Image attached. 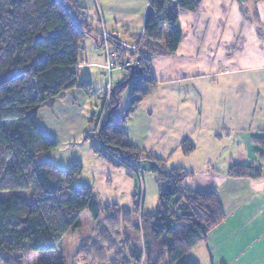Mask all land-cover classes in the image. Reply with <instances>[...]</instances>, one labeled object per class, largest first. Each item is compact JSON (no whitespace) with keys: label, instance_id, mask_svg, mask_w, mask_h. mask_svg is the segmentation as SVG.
Instances as JSON below:
<instances>
[{"label":"trees","instance_id":"trees-1","mask_svg":"<svg viewBox=\"0 0 264 264\" xmlns=\"http://www.w3.org/2000/svg\"><path fill=\"white\" fill-rule=\"evenodd\" d=\"M201 3L150 1L140 56L130 49L123 54L139 65L123 70L124 79L114 86L104 118L92 120L93 133L98 132L95 154L139 179L154 177L159 205L148 214L139 195L132 208H123L101 202L91 187L77 186L84 170L80 164L65 170L39 162L58 146L40 126V110L73 89L92 91L91 82L80 81L78 73L82 46L93 29L80 1L0 0V192L30 190L35 197L32 203L17 195L0 198V264H179L224 223L217 190H192L186 184L192 173L142 151L124 131L128 119L157 88L151 60L178 51L183 38L180 12L196 11ZM127 91L129 106L120 113ZM255 143L263 152L264 137ZM181 151L190 156L195 145L185 140ZM259 160L264 162V154ZM230 176L258 180L263 171L239 165L231 168ZM84 213L96 223L98 239H82L66 260L63 239L81 228Z\"/></svg>","mask_w":264,"mask_h":264},{"label":"crops","instance_id":"crops-1","mask_svg":"<svg viewBox=\"0 0 264 264\" xmlns=\"http://www.w3.org/2000/svg\"><path fill=\"white\" fill-rule=\"evenodd\" d=\"M91 1V12L80 5L96 21L97 36L92 32L93 38L85 40L78 73L81 81L93 85L98 79L105 85L99 15L106 32L130 49L144 35L149 0H142L135 12L111 9L106 0L104 8L99 0ZM179 26L183 38L178 51L151 60L150 73L157 88L128 119L124 131L134 146L164 160L167 166L175 156L181 157L183 163L170 167L192 173L186 181L189 188L217 190L220 195L226 220L184 263L264 264V162H259L263 169L258 163L264 151L255 143L256 138L264 137V1L202 0L198 10L180 12ZM68 94L39 112L40 126L58 146L85 143L92 131L90 124L98 116L95 101L103 97L101 93L91 101V94L80 89ZM129 100L127 91L120 113ZM185 140L195 145L190 156L181 151ZM93 145L80 152L77 164L84 170L76 183L93 188L101 202L123 208H132L139 195L144 212L154 213L159 205L154 177L146 174L139 179L126 167L110 165L94 153ZM56 153L59 147L52 156H43L42 163L58 166L53 158ZM224 159L227 162L222 165ZM68 160L63 154L62 161ZM239 165L258 166L263 177L232 178L231 168Z\"/></svg>","mask_w":264,"mask_h":264},{"label":"rangeland","instance_id":"rangeland-1","mask_svg":"<svg viewBox=\"0 0 264 264\" xmlns=\"http://www.w3.org/2000/svg\"><path fill=\"white\" fill-rule=\"evenodd\" d=\"M79 1H80L81 5L87 9L86 11L91 12V9H92V1L91 0H79ZM99 1H100L101 6L103 7L104 0H99ZM141 1L142 0H106L105 3L107 5L109 4L108 6L109 7L111 6V9H116L118 11H131V10H133L135 12L138 9L139 5L141 4ZM150 1L151 0H149V3H150ZM90 21H93L94 22L93 24H95V26L93 27V31H92L93 34H95V28L98 29V25H97L96 21H94L93 19H91ZM98 23L100 25V30H101V41H100L101 43H99V45L100 46L103 45V33L105 32L108 36H110V39L107 41V46L112 48L113 50L117 49L119 56L121 58H123V54L125 53L124 49H127V48L124 47L123 44H121L118 41V39H116L115 37L109 35L106 32L104 20H103L104 26L100 22H98ZM95 36H97V35L95 34ZM92 38H93V36H91V35L88 36L86 38V42L88 40H91ZM118 44L120 45V47H119ZM134 47H136V50L133 47L130 48V50H132L135 55L140 56L139 54H140L141 50L139 49V45L134 46ZM99 50H100V48H99ZM101 51L102 50H100V52ZM101 54L103 55L102 52H101ZM135 62H137L136 59H135ZM136 65H139V64L136 63ZM128 68H130V67H128ZM128 68H126V69H128ZM123 70H115L113 72L112 76H109V74L104 69L102 80L105 82V85L110 83V79H111L110 77H112V79H111V83L112 84L113 83L116 84L119 81H122V79L124 78V71ZM79 79H80V81L83 80L82 77H80ZM100 81H101V79H100ZM105 85H104V83L100 84L98 79L95 80L93 82V85H92V91L89 93V94H91L89 100L95 101V97H97V95H100L101 93H103V97L106 98L105 92H102L105 89V87H107ZM73 90H75V89H73ZM73 90H71V91H73ZM71 91H68L67 93H65L64 96L66 94H68L69 92H71ZM66 96H69V94L66 95ZM102 98L97 99L95 101V104H96V107H97L96 108V113L98 115L97 116L98 119H99V116L102 115V112L106 111L107 108H108V106H107V108L106 107H104V109L102 108L104 106V100H102ZM106 103H107V101H106ZM108 104L110 105V103H107V105ZM39 122H40V119H39ZM97 122H98V120H97ZM90 125H91V130L92 131L89 133V135H87V139H86L85 143L81 142V143L77 144V146H72V145L57 146V148L55 150H53V151L48 153V154H51V153L57 152V149L59 147V153H56L55 155H53V158L55 160L59 161L58 162L59 163L58 167H60V168L61 167L71 168L73 166V163H75V164L79 163L78 159H80L79 157H81V153L80 152L82 151V148L84 146L89 148L93 144L94 145L98 144V141H97V139L95 137V134L93 133V130H94L96 124L92 126V123H91ZM46 127H48V121H47ZM85 138H86V136H85ZM218 148H220V147H218ZM223 151H226V150L224 149ZM63 154L66 156V158L69 159L68 162H63L62 161ZM51 156H52V154H51ZM225 156H226V154H225ZM43 158H45V156ZM43 158L39 159L40 163H42V160H44ZM83 161L88 163L87 160H83ZM183 162L184 161L181 159V157H176L175 156L172 160H170V166L175 164V163H177V165H179L180 163H183ZM226 162H227L226 159H224L222 161V165H225ZM259 162H260V160L258 161V163ZM219 166H221V165H219ZM259 166H260V168H262L260 163H259ZM199 176H201V174ZM199 176H198V178H199ZM76 185L79 186L77 183H76ZM13 195H17V196L21 197L22 199H24L28 203H32V202L35 201V197H34V195L32 194V192L30 190L0 192V198L1 199H9ZM81 224L82 225H81L80 229H78L76 231L69 232L65 236V238L63 239V243H62V245H63L62 247L63 248L62 249H63V254H64V257H65L66 260H69L74 255V252L78 249V246H79L80 242L82 241V238H90L91 237V239H95V241H96V239H98V235H97L98 231L95 230L96 229V223L93 221V219H92V217L90 216L89 213H84L81 216ZM97 242H98V240H97ZM73 244H74V248L72 246ZM30 257L33 258V259H36L37 255L36 254H33V255L31 254ZM183 260L179 264L183 263ZM80 264H83V263H80Z\"/></svg>","mask_w":264,"mask_h":264},{"label":"built area","instance_id":"built-area-1","mask_svg":"<svg viewBox=\"0 0 264 264\" xmlns=\"http://www.w3.org/2000/svg\"><path fill=\"white\" fill-rule=\"evenodd\" d=\"M99 22L104 26L103 24V18L99 15ZM110 39V36H108L105 32L103 33V45L99 46L101 52L103 53V56L105 58V70L109 74V76H112L113 72L115 70H123L128 67H133L136 65L135 60H130L128 58L123 59L119 56L118 51L115 49L107 46V41ZM119 45V44H118ZM136 50V47H133ZM114 85L110 83L107 85L105 90L106 98H104L105 106L107 108V103H110L112 92H113ZM107 101V103H106ZM106 110V109H105ZM106 111L102 112V119L105 116ZM98 132L95 133V136H97Z\"/></svg>","mask_w":264,"mask_h":264}]
</instances>
